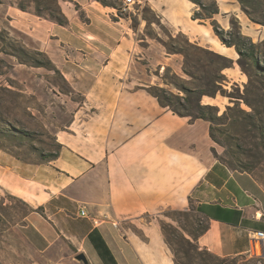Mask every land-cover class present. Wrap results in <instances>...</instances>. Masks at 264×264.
<instances>
[{
	"label": "crops",
	"instance_id": "obj_1",
	"mask_svg": "<svg viewBox=\"0 0 264 264\" xmlns=\"http://www.w3.org/2000/svg\"><path fill=\"white\" fill-rule=\"evenodd\" d=\"M58 1L67 25L15 7L17 28H9L52 60L63 79L56 99L72 106L55 133V159L0 147V193L32 208L20 224L26 242L39 252H84L90 264H174L160 224L145 217L192 209L208 226L194 241L210 254L264 252L253 236L264 229V182L216 157L208 121L174 113L148 90L167 85L168 68L183 73V56L168 51L159 27L219 50L212 24L193 18L195 3L136 0L123 12L98 0ZM225 1L219 14L234 9Z\"/></svg>",
	"mask_w": 264,
	"mask_h": 264
},
{
	"label": "rangeland",
	"instance_id": "obj_2",
	"mask_svg": "<svg viewBox=\"0 0 264 264\" xmlns=\"http://www.w3.org/2000/svg\"><path fill=\"white\" fill-rule=\"evenodd\" d=\"M108 1L119 5L117 0ZM212 1L202 0L207 6ZM11 2L12 0H0V147L14 151L15 155L24 159L40 160L39 156H47L58 149L55 133L58 126L69 117L72 106L56 99L53 85L62 83L58 74L45 66L24 63L15 55L21 54L17 50L21 45L31 50L37 49L26 45L9 29L16 27L12 12L17 6ZM230 2L225 1L224 7L234 9L217 14L215 18L223 32V39L216 34L221 44L217 47L219 50L205 49L234 59L233 68L227 69L226 74L231 84L237 83L244 91L249 76L238 62L240 54L235 45L229 46L227 42H238L243 52H249L251 42L255 43L251 52L259 56L260 66L256 67L245 58V66L252 74L253 84H250L247 93L252 100L256 96L255 92H264V0ZM195 5L196 10H201L199 5ZM205 21L211 24V19ZM159 32L168 47L187 49L188 52H204L187 45L182 34L173 35L165 27H159ZM21 56L27 57L23 54ZM31 56H34L32 60L35 62H47L42 55L31 52ZM214 68L215 65L209 63V71L213 73ZM182 78L192 87L198 82L184 72ZM256 85L261 89H256ZM161 86L179 92L172 86ZM64 88L66 87L61 85V90L64 91ZM229 88L231 89V86ZM71 96L75 97L74 94ZM203 100L220 105L221 111L227 104H232L227 97L221 95L216 98L204 97ZM255 104L261 111V119L246 128L237 126L231 132V138L234 148L241 152L240 164L251 167L253 173L264 182V97ZM240 108L246 112L241 114L245 118L255 112L245 101L240 103ZM217 148L218 154L222 155L223 146L217 144ZM26 211L27 207L22 199L0 193V264H82L73 258L75 254H67L58 248L46 252L34 250L20 232V224ZM145 218H155L160 224L174 264H264L262 250H259L257 255L216 257L200 248L192 233L199 234L207 223L192 209L164 210Z\"/></svg>",
	"mask_w": 264,
	"mask_h": 264
},
{
	"label": "trees",
	"instance_id": "obj_3",
	"mask_svg": "<svg viewBox=\"0 0 264 264\" xmlns=\"http://www.w3.org/2000/svg\"><path fill=\"white\" fill-rule=\"evenodd\" d=\"M98 1L103 4L112 5V2L108 0ZM191 1L199 5L201 8V10L194 11L193 18L200 20L211 19V24L215 33L223 39V32H221L220 26L215 19V16L220 13L218 0H213L209 6L204 4L202 0ZM240 1L244 2V0ZM11 4L17 6L23 11H31L38 16L50 19L60 25H67L69 23V19L62 11L58 0H12ZM184 40L190 47L204 52H188L187 49L168 46L167 49L170 53H179L183 56V72L198 82L194 84L193 87L189 86L183 80L181 75L168 68L163 76L164 82L167 85L178 89L179 92L176 93L172 88L161 85L152 86L148 88V90L158 99L162 106L168 107L174 113L180 116H187L190 120L201 118L208 121L210 123V135L212 139L224 148V153L222 155H219L214 151L216 157L231 169L253 172L251 167L240 164L241 152L234 148L231 132H233L237 126L246 128L248 125H251V123H256L261 119L259 117L261 111L259 107L256 106L255 102H259L264 97V92H255L256 96L252 100L247 94L250 84H253V80L252 74L249 72L250 69L245 66V58L256 67L260 66L259 56H256L255 52H251V48H255V43L251 42L249 52H243L238 42H227L229 46L235 45L240 54L238 62L249 76V82L245 85L243 91L237 83L231 84V80L225 73L226 69L234 66L235 61L233 58L219 52H208L207 49L190 42L186 36H184ZM13 41L19 42L17 39H13ZM17 50L21 54L27 56L26 58H23L21 54L19 55L15 53L22 62L31 63V65L35 66H45L48 69L53 70L62 79L60 71L45 52L31 50L25 45H21ZM31 52L44 56L47 59V62L33 61L32 59L34 56H31ZM209 63L215 65L213 73L209 71ZM258 81L260 80H257V82ZM63 86L65 87V85ZM229 86H231V89ZM256 89L260 90L261 87L256 85ZM64 91H69V88H64ZM182 92L183 94H181ZM219 95L227 97L230 103H232L227 104L223 111H221L220 105L204 102L203 100L204 97L216 98ZM242 101H245L255 110L253 114H248V117L246 118L241 116L242 113L246 114V112L240 108V103ZM60 146L61 145L58 143V149L55 152L47 156H39L40 161L45 162L55 159L58 156ZM24 203L27 207L26 215L32 208L26 202ZM207 227V224L204 225L197 235L192 233L194 239L205 231ZM184 229L186 228L184 227Z\"/></svg>",
	"mask_w": 264,
	"mask_h": 264
},
{
	"label": "built area",
	"instance_id": "obj_4",
	"mask_svg": "<svg viewBox=\"0 0 264 264\" xmlns=\"http://www.w3.org/2000/svg\"><path fill=\"white\" fill-rule=\"evenodd\" d=\"M119 2V7L121 11H128L131 7L136 3V0H117ZM81 214L85 215L86 210L84 208L81 209ZM253 236L262 241V245L264 246V229H258L253 231ZM264 257V254H263Z\"/></svg>",
	"mask_w": 264,
	"mask_h": 264
},
{
	"label": "water",
	"instance_id": "obj_5",
	"mask_svg": "<svg viewBox=\"0 0 264 264\" xmlns=\"http://www.w3.org/2000/svg\"><path fill=\"white\" fill-rule=\"evenodd\" d=\"M73 258L75 260H77L78 262H81L83 264H90L88 257L86 256V254L84 252H78L76 253Z\"/></svg>",
	"mask_w": 264,
	"mask_h": 264
}]
</instances>
